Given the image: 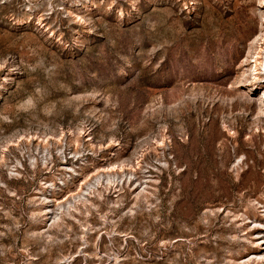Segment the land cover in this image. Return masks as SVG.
I'll use <instances>...</instances> for the list:
<instances>
[{
	"label": "rangeland",
	"instance_id": "374dc122",
	"mask_svg": "<svg viewBox=\"0 0 264 264\" xmlns=\"http://www.w3.org/2000/svg\"><path fill=\"white\" fill-rule=\"evenodd\" d=\"M263 69L264 0H0V264H264Z\"/></svg>",
	"mask_w": 264,
	"mask_h": 264
},
{
	"label": "bare ground",
	"instance_id": "6f19581e",
	"mask_svg": "<svg viewBox=\"0 0 264 264\" xmlns=\"http://www.w3.org/2000/svg\"><path fill=\"white\" fill-rule=\"evenodd\" d=\"M255 53V52H254ZM263 54V53H262ZM257 54H255V56H256ZM249 58V57H248ZM252 58V57H251ZM253 59H256V57H253ZM247 60V59H246ZM254 63H255V67H256V69H258L257 67H258V62H257V60H255L254 61ZM253 63V64H254ZM252 64V63H251ZM263 71H264V69H263ZM250 73H251V70L250 69H248V70H245L243 73H242V75L240 76V81L238 82L239 84H241L242 86H245V85H249V80H250ZM246 91L247 92H249V94L252 96V97H254V98H256L257 99V101H258V103H259V110L262 112V113H264V92H263V94H260L259 96H257V97H255L254 95H253V93L250 91V90H247L246 89ZM259 255V254H258ZM264 262V261H263Z\"/></svg>",
	"mask_w": 264,
	"mask_h": 264
}]
</instances>
